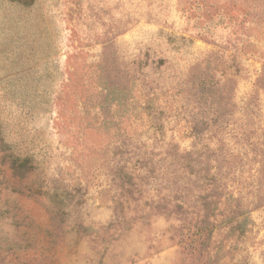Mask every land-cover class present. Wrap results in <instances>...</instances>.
I'll use <instances>...</instances> for the list:
<instances>
[{"label":"rangeland","instance_id":"374dc122","mask_svg":"<svg viewBox=\"0 0 264 264\" xmlns=\"http://www.w3.org/2000/svg\"><path fill=\"white\" fill-rule=\"evenodd\" d=\"M259 193L264 0H0V264H264Z\"/></svg>","mask_w":264,"mask_h":264},{"label":"trees","instance_id":"16d2710c","mask_svg":"<svg viewBox=\"0 0 264 264\" xmlns=\"http://www.w3.org/2000/svg\"><path fill=\"white\" fill-rule=\"evenodd\" d=\"M191 153L189 154H186V157L187 156H190ZM185 169V167H184ZM223 190H225V188H223ZM226 193V192H225ZM228 195V200H239L240 201V198H235L234 197V194L232 192H230V194L227 192L226 193ZM217 205V204H216ZM255 206H260V205H264V193H259L257 194V201L256 203H254ZM239 206V204H238ZM239 211V210H238ZM248 211V210H247ZM246 213V211H243V212H240L239 211V217L243 216L244 214ZM248 222V219L246 217H242V219L238 222V225H240V227L244 226L246 223ZM200 235H202V232H199Z\"/></svg>","mask_w":264,"mask_h":264}]
</instances>
